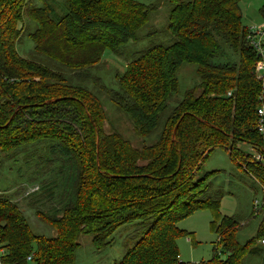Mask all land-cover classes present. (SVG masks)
I'll return each instance as SVG.
<instances>
[{
	"label": "trees",
	"instance_id": "trees-1",
	"mask_svg": "<svg viewBox=\"0 0 264 264\" xmlns=\"http://www.w3.org/2000/svg\"><path fill=\"white\" fill-rule=\"evenodd\" d=\"M239 2L0 0V167L9 161L20 182L0 192L1 264H75L81 235L99 250L122 227H130L126 250L112 264H246L254 255L264 264V71ZM161 3L168 36L126 58L109 87L93 71L104 50L158 36L149 23ZM21 38L32 47L19 53ZM184 63L197 83L179 91ZM96 87L130 117L140 146L104 132ZM217 148L262 190L256 233L244 243L238 218L219 211L214 171L202 170ZM21 201L47 232L32 230ZM200 209L213 212L225 256L182 261L177 238L188 232L177 224Z\"/></svg>",
	"mask_w": 264,
	"mask_h": 264
},
{
	"label": "rangeland",
	"instance_id": "rangeland-1",
	"mask_svg": "<svg viewBox=\"0 0 264 264\" xmlns=\"http://www.w3.org/2000/svg\"><path fill=\"white\" fill-rule=\"evenodd\" d=\"M137 1L145 4H158L160 0ZM262 6L263 0H240L239 7L242 12V22L246 27L251 28L264 23V14L261 12ZM63 8V4H58L57 10L59 12H62ZM168 10V6L161 3L159 9L152 13L149 26H152L153 30H158L159 33L156 34L158 36L154 39H150L151 37L147 36L137 41H129L117 48L114 53L106 48L103 52L101 63L94 67L93 71L96 70L95 75L97 77L101 76L104 82L109 84V87L111 85L115 87L113 74L124 68L126 58L130 59L131 54L136 50L147 47L150 41H157L168 36L165 31ZM22 40H25V42ZM20 46L29 49L32 47V42L29 39H20V44L19 42L16 44V49L19 53H22ZM177 78L179 91L197 83V81L194 82L197 79L194 74V67L187 63L182 64L178 68ZM102 79L101 82L103 83ZM90 86L92 87V82L89 84ZM105 90V88L100 90L97 88L94 91L98 94V99L101 98L105 114L107 115L106 120L102 123V129L106 133L111 130H117L122 133L123 137L128 138L133 145L140 144L142 137L134 133L132 120L110 101L109 95ZM152 138H148L147 141L151 142ZM238 146L246 152L253 151L252 146L247 142L240 141ZM9 163L7 161L6 164L0 167V171L3 172V174H0V192L9 190L13 184L15 187L20 184L18 182L19 179L14 174L9 173ZM202 170L214 171L210 183L214 192H221L219 211L222 215L238 218L239 226L236 239L240 243L246 242L255 235L260 221L261 216H252L251 213L253 212L254 201L260 202L262 199V190L258 185L255 188H251L250 184L253 179L248 177L243 170L241 171V168L235 166L227 151L223 148H217L209 154L203 163ZM19 203L28 213L32 210L27 203L22 204V201ZM33 214L34 212H32V215L30 212L29 216L26 215L32 230L36 233L47 232V226L45 227V225L40 223ZM213 219L214 214L210 209H200L179 220L177 226L188 232L186 236L177 238L178 253L182 261L201 262L214 257L215 254L221 258L225 256L221 247L217 246L218 234L211 229ZM129 231L130 227L120 228L114 233L113 242L99 250L92 244L90 235H81L78 239L80 244L75 253V264H112L125 252V243ZM246 264H263V262H261V256L254 255L246 258Z\"/></svg>",
	"mask_w": 264,
	"mask_h": 264
},
{
	"label": "built area",
	"instance_id": "built-area-1",
	"mask_svg": "<svg viewBox=\"0 0 264 264\" xmlns=\"http://www.w3.org/2000/svg\"><path fill=\"white\" fill-rule=\"evenodd\" d=\"M247 42L254 50H256L257 54L260 56V59L256 65V70L258 72V75L260 76L264 71V23L248 29ZM257 114L259 116V122L261 123V117L264 115V106H260L258 108ZM259 130L263 131L261 124L259 125ZM255 157L259 160H262L263 158L259 153H255ZM257 202L258 201L255 200L254 205H256Z\"/></svg>",
	"mask_w": 264,
	"mask_h": 264
},
{
	"label": "crops",
	"instance_id": "crops-1",
	"mask_svg": "<svg viewBox=\"0 0 264 264\" xmlns=\"http://www.w3.org/2000/svg\"><path fill=\"white\" fill-rule=\"evenodd\" d=\"M0 264H1V262H0Z\"/></svg>",
	"mask_w": 264,
	"mask_h": 264
}]
</instances>
